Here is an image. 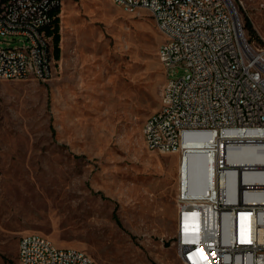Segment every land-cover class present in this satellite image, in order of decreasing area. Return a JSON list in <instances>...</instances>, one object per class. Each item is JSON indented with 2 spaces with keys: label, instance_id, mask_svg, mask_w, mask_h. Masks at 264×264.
<instances>
[{
  "label": "rangeland",
  "instance_id": "374dc122",
  "mask_svg": "<svg viewBox=\"0 0 264 264\" xmlns=\"http://www.w3.org/2000/svg\"><path fill=\"white\" fill-rule=\"evenodd\" d=\"M231 2L249 41L263 45L264 0ZM60 7L53 76L0 80V263L16 260L22 234L39 232L97 264H184L172 238L181 173L199 193L212 166L198 150L182 164L144 142L166 79L154 55L162 35L147 9ZM21 44L0 35L1 47Z\"/></svg>",
  "mask_w": 264,
  "mask_h": 264
},
{
  "label": "built area",
  "instance_id": "2783aa9c",
  "mask_svg": "<svg viewBox=\"0 0 264 264\" xmlns=\"http://www.w3.org/2000/svg\"><path fill=\"white\" fill-rule=\"evenodd\" d=\"M125 11L147 9L162 35L156 57L166 79L160 107L142 124L150 151L189 148L212 166L199 193L180 177L173 244L184 264H264V44L249 41L231 0H112ZM62 0H0V35L19 46H0V80L23 70L47 80L52 35L46 32ZM234 8V7H233ZM234 12V13H233ZM182 67L181 76L170 71ZM246 148L262 155L242 163ZM0 264H97L84 251L57 246L39 232L22 234L16 260Z\"/></svg>",
  "mask_w": 264,
  "mask_h": 264
},
{
  "label": "bare ground",
  "instance_id": "6f19581e",
  "mask_svg": "<svg viewBox=\"0 0 264 264\" xmlns=\"http://www.w3.org/2000/svg\"><path fill=\"white\" fill-rule=\"evenodd\" d=\"M133 9H134V2H127V5H125V11L126 12H133ZM232 10L234 11L233 7H232ZM53 53H54L53 48H49V58H48V71L49 72H55V70H56L55 69L56 61H55V57H54ZM29 77H36V78L40 79V72H35L32 70H23V79L29 78ZM194 150H196V149H194ZM201 156L205 159V157L203 155H201ZM237 158H238V160H241L242 163L247 164V163H255V162L259 161L260 159H262L263 157H262V155H260V153L253 150L252 148H246L243 151H241V153L239 154V156ZM211 174H212V169H211V171H209V179L210 180L212 178Z\"/></svg>",
  "mask_w": 264,
  "mask_h": 264
},
{
  "label": "trees",
  "instance_id": "16d2710c",
  "mask_svg": "<svg viewBox=\"0 0 264 264\" xmlns=\"http://www.w3.org/2000/svg\"><path fill=\"white\" fill-rule=\"evenodd\" d=\"M60 8H61L60 5H56L51 10V14H53L54 17L51 20V22L49 23V25L46 27V32L48 34L52 35L53 52H54L55 58H59V54H60V47H59V42H60V32H59V28H60V24H59L60 23V17H59ZM246 25H247V27H249L252 30V27H251L249 21H246ZM154 55H155V58H156L155 52H154Z\"/></svg>",
  "mask_w": 264,
  "mask_h": 264
}]
</instances>
